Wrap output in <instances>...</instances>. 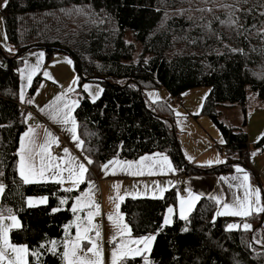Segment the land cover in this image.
Masks as SVG:
<instances>
[{"label":"trees","instance_id":"1","mask_svg":"<svg viewBox=\"0 0 264 264\" xmlns=\"http://www.w3.org/2000/svg\"><path fill=\"white\" fill-rule=\"evenodd\" d=\"M262 13L264 0H7L0 9L9 47L0 46V215L18 219L11 244L39 253L38 259L28 255V264H65L60 242L72 212L53 211L65 195L59 185L23 183L16 173L17 144L26 129L18 106L23 56L39 49L47 62L67 54L76 65L79 87L91 82L102 89L94 102L79 89L74 116L82 153L93 161L90 174L113 159L131 162L157 152L180 171L191 172L175 140L172 102L147 106L144 91L161 88L168 100L206 88L200 112L220 131L227 158L210 172L231 173L239 166L249 169L247 137L222 125L217 108L244 107L249 91L264 103ZM126 33L132 42H125ZM135 43L139 53L134 58ZM35 78L31 94L40 80ZM254 148L264 151V134ZM77 194H67L69 204ZM38 196L48 202L26 205L27 197ZM173 203L168 192L159 200L126 198L119 208L132 238L155 237L148 264H264L262 230L254 231L259 217H217L214 201L205 198L187 219L164 226L166 206ZM234 222L238 227L229 229ZM243 223L252 228L243 229ZM51 241L57 242L55 254ZM144 258L116 264H145Z\"/></svg>","mask_w":264,"mask_h":264},{"label":"crops","instance_id":"2","mask_svg":"<svg viewBox=\"0 0 264 264\" xmlns=\"http://www.w3.org/2000/svg\"><path fill=\"white\" fill-rule=\"evenodd\" d=\"M7 41V40H6ZM0 46L2 49L8 48L6 46V42L0 36ZM39 50V49H38ZM37 49H33L28 56L35 55L38 57V61L40 67L38 69L37 76L41 80L40 76L43 78L41 84L48 86L47 92L44 89L38 90L35 89L34 94L31 95H24V101L22 102L20 99V87H21V79L22 76V69L24 67V61L21 64L19 70V91H18V106L27 107L23 114L22 119L26 124V129L23 131L22 135L20 136L19 142L17 144L18 151H17V171L19 178L23 183L24 180L20 176V151H21V141L25 143L26 146L32 147L33 151L39 153L41 147L44 145L47 137V132H51L52 136L57 137L59 139V145L51 144L49 147V152L52 156H56L58 158V162L65 163L68 159L64 156L63 149L67 148L72 156L78 158L81 162H84V154L82 153V149L76 146V140L74 137H78V131L76 130L77 124L75 121V110L78 106L79 102V95L80 90L85 94L87 99L90 102H94L100 98L102 89H99L98 85L93 84L91 82L83 83L81 87H79V79L77 83H73L74 79L77 77L79 78L78 73L76 71V65L67 54H59L53 56L49 61L46 62L45 55L42 52L38 51ZM33 53V54H32ZM42 59H39L41 54ZM33 57V56H32ZM32 59V58H31ZM30 59V60H31ZM71 61L68 63L67 61ZM37 64V63H36ZM35 64V65H36ZM47 72L49 75L45 76L44 73ZM37 73V70L34 74ZM39 80V82H40ZM38 82V84H39ZM37 84V85H38ZM37 85L35 87H37ZM84 85H88L89 88L87 91L84 89ZM69 87L73 88V91L68 92L67 90ZM80 89V90H79ZM77 93V95H76ZM201 92H195L193 90L188 91L179 98V101L184 104L186 111L182 116H179L176 110V103L172 100V106L175 109V120H174V132H175V140L178 143L180 153H182L183 159L188 164L189 168L192 167L190 173L188 172V168L185 171H180L178 168L174 166V164L170 161L168 156L164 153H150L144 155V157H151V160H144L142 164L137 163L142 160L144 157H140L134 161L128 162L123 160H118L121 163L115 166L110 165L109 170L106 172L101 168L96 174L91 173L88 170L84 176V182L80 183L79 185L75 186L74 190L75 193L78 192L77 196H73L72 202L69 204L70 198H68V193L63 189L68 187H73V185L65 181L63 184L56 183L52 179H44L39 180L38 178H34V182L27 183V184H37V183H55L60 186L62 192H64V196L57 198L56 201V208L65 210L69 208L71 211V207L75 204V199L80 197L83 203H91L96 196L100 197V208L99 214L94 215L92 218V225L96 227H92L89 235L95 238V231H100L101 237L96 239V243L99 248L103 249V245H107L111 243L112 238L116 237L117 247L115 249H120V252H127L130 248L139 247L144 249V244L139 245H132L130 244V240L138 239L132 238L130 233L127 230H123V226L126 224L124 221V216L120 212V209L117 210V204H119V208H121L122 202L126 199L132 198H143V199H161V193L158 191V187L165 188L166 191L162 193V198L166 195V193H173L174 194V203L173 205L166 206V210L163 216V225L169 226L172 225L174 219L180 218L181 212V199H183V214L186 217L190 215V213L195 209V205H198L201 199H210V201H214L216 205V215L218 212L224 211V205L229 204L231 205L232 210H237L236 204L238 201H242L245 199V187L241 186L244 173L246 172L249 176V181L247 184L249 185V192L252 193L248 198L255 204L256 197L254 195L255 189L259 188L260 190V207H264V151L255 150V153L250 156V152L248 151V163L247 166L249 169L245 167H240L243 171L237 172V168L234 169V172L231 173H215L210 172L212 169L219 168L220 166H224L226 163V154H224V146L225 143L223 138H221L220 133L219 135L211 129L207 127V122L203 121L204 118L207 116L202 115L200 112L203 106L205 94H200ZM200 95V96H199ZM59 97V99H57ZM146 99V98H145ZM31 100L32 103H28L27 101ZM170 100V99H169ZM168 100V101H169ZM168 101L166 103H168ZM247 101L244 107L236 105L233 106H223L219 107L222 109L221 115L228 111L229 117H236V115H240L241 119L244 120L243 125H247L246 130L238 129V131H242L246 134L247 137V145L248 150L251 146H255V144L259 141L258 137L262 133L263 136L264 132H261L264 127V122L260 123V126L256 129L254 133H251L252 129L257 125L259 115L253 114L252 112H248L247 109ZM71 102H77L75 104ZM67 104L68 108H64V105ZM238 108H244L243 110ZM70 109V111H69ZM63 110V111H60ZM64 112H68L70 115V120L68 123L60 122ZM56 119H53V117ZM203 117V118H200ZM186 119L191 125L187 126ZM72 120L75 121V131H71L72 128ZM208 120V118H207ZM211 122V119L208 120ZM223 125V124H222ZM214 126V125H213ZM226 126V125H225ZM231 127V125H228ZM226 126V127H228ZM228 127V128H229ZM179 128H181V135L185 134L184 137H181L177 134ZM215 128V127H214ZM31 129V131H29ZM232 129V127H231ZM234 130V129H233ZM25 133H28V136H25ZM195 136V138L193 137ZM260 136V137H261ZM186 139L188 143H190L191 148L193 149L194 153L190 151L187 146V143L184 144L183 141ZM260 139V138H259ZM29 140H32L33 143L29 144ZM79 140H81L79 138ZM223 141V142H221ZM167 157V161L163 160V157ZM37 162L39 161V156L36 157ZM114 160V159H113ZM110 160V161H113ZM221 161V162H217ZM125 162L131 163L132 167L128 168ZM211 162V163H209ZM171 165V169L169 170L168 165ZM65 166L66 163H65ZM89 169V165H86ZM194 170H202L200 172H195ZM113 171L115 174H112ZM133 172H143L142 175H132ZM152 174H148V173ZM25 174L27 175V168H25ZM49 173H46L45 176H49ZM66 176L67 173H64ZM91 176V177H90ZM232 177H237V179L233 180ZM94 185V187H90ZM181 184L183 188L186 190V195H181L177 193L176 186ZM119 186L118 189L116 186ZM72 191V192H73ZM85 193H89V195H85ZM191 193V195H189ZM3 194V193H2ZM0 194V198L2 197ZM119 197H123V199H119ZM198 197V199H197ZM44 196H38V198L34 197H27L26 205L28 207H38L41 205L46 204V202L41 203L40 201L44 200ZM67 198L68 203L61 205L60 200ZM115 198V199H114ZM219 200V203L217 202ZM31 202V203H30ZM69 204V205H68ZM95 206L92 204V208H85L84 211H80L78 213H73L72 211V218H76V215L81 217V221H84L87 211L93 210ZM172 208L173 212L171 214L168 213V208ZM112 216L113 219L109 220L108 217ZM259 217V222L261 221V225L255 227V230L261 229L262 232L259 235L262 238V242L264 244V212H258L255 208L252 209L250 215L247 216H238V215H217V217H224V218H234L238 221L241 219L244 220L248 217ZM15 217V216H12ZM9 216H1L0 215V226L8 229V238L10 239V232L13 229L18 228L19 222L16 218V225L13 226V219ZM165 219H168L170 223L165 224ZM184 220V219H183ZM78 221V223H81ZM86 223V221H84ZM232 224L237 225L238 223L234 222ZM248 223L241 224L240 227L244 228V225ZM71 225V224H70ZM251 226V224H248ZM81 228H83V224H81ZM252 227H250L251 229ZM68 229V228H67ZM68 233L71 234L72 237L76 235V227H71ZM66 238V237H64ZM123 241V246H121V242ZM17 246V245H15ZM153 246V240L148 245V249L145 250L143 256L148 257L151 247ZM87 247H90V244L87 240L81 241V248L84 251L80 252L81 256H84ZM113 249V250H115ZM104 253L102 250V261L103 264H112L111 260V253L113 252ZM63 252V251H62ZM14 253L10 250L7 252V259H13ZM129 258L135 259L141 256H128ZM87 259H91L93 261L97 260V257L94 255L93 252L87 253ZM127 258V257H123ZM120 255L117 256V260L123 259ZM27 264H28V256L26 257ZM65 262V261H64Z\"/></svg>","mask_w":264,"mask_h":264},{"label":"snow or ice","instance_id":"3","mask_svg":"<svg viewBox=\"0 0 264 264\" xmlns=\"http://www.w3.org/2000/svg\"><path fill=\"white\" fill-rule=\"evenodd\" d=\"M244 2L246 3L247 0H244ZM4 7H7V0H4ZM262 15H264V13H262ZM231 23L236 24L238 23V20H234L231 21ZM9 51H11V49H9ZM39 59H42V54L39 57ZM68 63H71V61H67ZM30 67V72L31 73H35L36 70L40 67V64L37 63L35 66H29ZM23 74V72H22ZM45 76H48L49 74L47 72L44 73ZM78 77L76 79H74L73 83H77L78 81ZM27 80V84L30 85L31 81H32V75L29 74L26 77ZM85 91L88 90L89 86L88 85H84L83 86ZM68 92L73 91L72 87H69V89L67 90ZM20 99L23 102L24 101V93L23 91L20 94ZM59 99V97L57 98ZM28 103H32L31 100L27 101ZM73 104L77 103V102H71ZM64 108H68V105L65 104ZM63 111V110H60ZM70 111V109H69ZM53 119H56V117L54 116ZM70 120V115L68 112H64L62 119L60 122L63 123H68ZM72 128L70 129L71 131H75V121L72 120ZM31 131V129L29 130ZM25 136H28V133H25ZM47 137H50L51 139H47L45 140L44 145L41 147V150L39 153H36L33 151L32 147H28L25 145V143L23 142V140L21 141V151H20V176L23 178L25 183H32L34 182V178H38L39 180H44V179H52L54 180V182L56 183H60L63 184L65 181L70 182L73 187H68L63 189L66 192H72L75 188V186L79 185L80 183L84 182V176L85 173L88 171V168L86 165H90L93 163V161L91 159H89L88 157L84 158V162H81L80 160H78V158L74 157L71 155V153L69 152V150L67 148L63 149L64 152V156L67 157L68 159L65 161V163H60L58 162V159H62V158H58L56 156H52L51 153L49 152V147L51 144H57L59 145V139L57 137L52 136L51 132H47ZM74 139L76 140V146L82 149L83 146V141L79 140L78 137H74ZM223 142V141H221ZM33 141L29 140V144H32ZM39 156V161L37 162L36 157ZM144 160H151V157H144L142 158L141 161L137 162L142 164ZM164 161H167V157H163ZM217 162H221V161H217ZM121 162L118 160H113V161H109L105 164L102 165V169L104 171H108L109 170V166L110 165H117L120 164ZM211 163V162H209ZM125 164H127L128 168L132 167L131 163L125 162ZM169 170L171 169V165L169 163L168 165ZM25 168H27V172L28 174H25ZM237 172H241L243 171L242 169H240L239 167H237ZM46 173H49V176H45ZM64 173H67V175L65 176ZM112 174H115V172L113 171ZM132 175H142L144 174L143 172H133L131 173ZM148 174H152L151 172ZM233 180L237 179V177H232ZM249 181V176L248 174L245 172L244 176H243V180H242V184L241 186L245 187V199L242 201H238L236 204V208L237 210H232L229 211V209H231V205L229 204H225L224 205V211L218 212L217 215H238V216H247L250 215L252 212V209L255 208L256 211L258 212H264V207H260V190L259 188L255 189V204H253V202L248 198L250 195H252V193L249 192V185L247 184V182ZM90 187H94V185H91L90 182ZM118 189V185L116 186ZM4 191V186L2 184H0V194H2ZM158 191L161 193V197L162 198V193L164 191H166L165 188L162 187H158ZM85 195H89V193H85ZM189 195H191V193H189ZM47 198H44V200L40 201L41 203L46 202ZM115 199V198H114ZM119 199H123V197H119ZM198 199V197H197ZM217 202L219 203V200H217ZM31 203V202H30ZM68 200L67 198L65 199H61L60 200V204L64 205L67 204ZM85 208H92V204L91 203H83L82 199L80 197H77L75 199V204L71 207V211L75 214L78 213L80 211H84ZM119 209V204H117V210ZM59 209H54L53 211H58ZM173 212V209L170 207L168 208V213L171 214ZM99 214V206H95L93 210H89L86 213V216L84 218V221H86V223L84 221H81V217L79 215H76V220L77 221H81V223H76L75 227L77 229L76 235L74 237L71 236L70 233L67 232V228H71L73 225H68L66 227V238L60 242L61 247H63L64 251L61 254V258L65 261V264H103L102 261V248H99L97 243H96V239L101 237L100 231L97 230L95 231V238H93L92 236L89 235V232L91 230L92 227H96L94 225H92V218L94 215H98ZM180 218L181 219H185L186 217L183 214V199H181V212H180ZM13 219V226H17L15 221L16 218L12 217ZM109 220H112L113 217L109 216L108 217ZM165 224L170 223V221L168 219H165L164 221ZM81 224H83V228H81ZM238 225L232 224L229 225L228 228L229 229H233V228H237ZM250 225L245 224L244 228L245 229H250ZM123 230H127L130 233V229L128 228V226L125 224L123 226ZM185 231H187V229H185ZM155 237L154 236H145V237H141L138 239H132L130 240V244L132 245H139V244H144V249H141L139 247H133L130 248L127 252H120V249H115L113 250V252L111 253V260H112V264H116L117 262V256L120 255L122 258L123 257H128V256H143L145 250L148 249V245L151 243L152 240H154ZM83 240H87L88 243L90 244V247H87L84 256L80 255L81 251H84V249L81 248V241ZM112 243L116 242V237L114 236L112 238ZM51 248L49 249L50 251L53 252V254L56 253V249H57V242L56 241H51ZM121 246H123V241L121 242ZM40 247H45V245H40ZM11 251L12 253H14V257L13 259H8L7 260V264H27V259L26 257L28 255H32L34 258L38 259L39 258V253L38 252H30L28 247L25 246H15L13 244L10 243L9 238H8V229L4 228L2 226H0V264H4V261L7 259V252ZM88 252H93L94 255L97 257V260L93 261L91 259H87V253ZM145 264H148L147 258L145 257Z\"/></svg>","mask_w":264,"mask_h":264},{"label":"rangeland","instance_id":"4","mask_svg":"<svg viewBox=\"0 0 264 264\" xmlns=\"http://www.w3.org/2000/svg\"><path fill=\"white\" fill-rule=\"evenodd\" d=\"M3 4H4V0H0V9H2ZM3 30L4 29H3V26H2L1 15H0V36L4 40V42H6V46H8L7 41L5 39V33H4ZM126 34L127 35L125 36V42H132V39H131L130 34H128V33H126ZM135 45H136L135 46L136 47V52L134 54V58L136 56H138V53H139V47H138L137 43H135ZM38 51H40V50H38ZM40 52H42V51H40ZM27 54H29V52L26 53L23 56V59H24V64L23 65H24V67L22 69L23 74L21 73L22 76H20V79H21V87H20V91L19 92L21 94V92L23 91L24 95H31L30 94L31 93V89L34 86V82L36 80L35 76H37L38 69L39 68L37 69V73L34 74V73H31L30 72V67L29 66H35V64L36 63H39V62H37L38 61V57H36L35 55H31V56L29 55L28 56ZM37 54L40 55L41 53H37ZM29 74L32 75V81H31V84L30 85L27 84V80H26V77ZM40 78H41V80H40L39 84L37 85V87H35V89L38 88V86L40 85V83L43 80V78L41 76H40ZM35 89H34V91H35ZM40 89H44V91L47 92L48 86H45L44 84H41L39 86L38 90H40ZM195 92H201L200 94H205V93L207 94L208 91L206 90V88H200V89H195ZM76 95H77V93H76ZM144 95H145V98H146L145 100L147 101V106H148L149 109H151V106L152 105H155L156 102H159V101H165V102H167L168 101V94L162 88L161 89H156L155 91L146 90V91H144ZM247 100L248 101H247V106L246 107H247V109H249L248 112H252L253 114L259 115L258 122H256L257 125L251 130L252 131L251 133H254L256 131V129L260 126V123H263L264 122V103H261L260 100L258 99V97L256 96V94L253 93V92H251V91L247 92ZM171 101L172 100L170 99L168 101V103H170ZM174 101L176 103L175 107H176L177 113L178 114L179 113L180 114H183L184 111H186V108L184 107L183 102L181 103L179 101V98L175 99ZM238 109L243 110L244 108H242V107L241 108H238L237 107L236 110L238 111ZM217 111H219V118L218 119H219V121H220L221 124H224L226 126L231 125L232 129H234V131L236 133L238 132V129H242V130H246L247 129V125L245 126V123L243 125L244 120L241 119L242 117H240V115L239 116L236 115V117H234V116L233 117H229V114L230 113L228 111H225L222 115H221L222 109L217 108ZM180 114H179V116H182ZM200 118H203V117H200ZM184 120L186 121L187 126L191 125L186 119H184ZM208 120H207V118H204L203 119V121H206L207 122V124H206L207 127L209 129H211V131H213V132H215V133H217L219 135L220 133L218 132L217 127L215 125L213 126V123L211 125V122H209ZM231 127H229V128H231ZM180 130H181V128H179L177 134L181 138V137H184L185 134L181 135V131ZM261 132H264V127H263V129H262ZM261 135H262V133L260 134V136ZM219 136H221V135H219ZM260 136L258 137V140H259ZM193 137L195 138V136H193ZM183 143L184 144L187 143V146L190 149V151L192 153H194L193 149L190 146V143H188V141L186 139H184ZM254 149H255L254 146H251L249 150L247 149V152L248 151L250 152V156L255 153V150ZM92 204H93V206H99V208H100V204H101L100 197L99 196H96V198L93 199ZM76 223H78V221L76 220V218L75 217L74 218H71V220L66 224V227L68 225H70V224L73 225V227H75V224ZM69 230H70V228L67 229V232ZM76 232H77V229H76ZM17 246H21V245H17ZM4 264H7V261L6 260L4 261Z\"/></svg>","mask_w":264,"mask_h":264},{"label":"built area","instance_id":"5","mask_svg":"<svg viewBox=\"0 0 264 264\" xmlns=\"http://www.w3.org/2000/svg\"><path fill=\"white\" fill-rule=\"evenodd\" d=\"M26 110H28L27 107H24V106H21V110H20V114L25 112ZM176 190H177V193L181 194V195H186V190L183 188V186L181 184H178L176 186ZM117 247V242L115 243H109L107 245H103V251L104 253H107V252H110L112 251L113 249H115Z\"/></svg>","mask_w":264,"mask_h":264},{"label":"water","instance_id":"6","mask_svg":"<svg viewBox=\"0 0 264 264\" xmlns=\"http://www.w3.org/2000/svg\"><path fill=\"white\" fill-rule=\"evenodd\" d=\"M22 53H25L24 51H22ZM22 53H20V54H22ZM261 221H262V219L260 220V222H259V226L261 225Z\"/></svg>","mask_w":264,"mask_h":264}]
</instances>
